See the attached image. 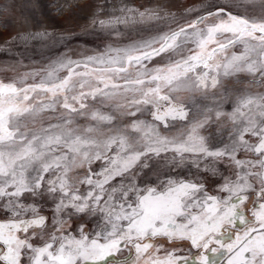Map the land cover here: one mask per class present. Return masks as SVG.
<instances>
[{
    "label": "snow or ice",
    "instance_id": "snow-or-ice-1",
    "mask_svg": "<svg viewBox=\"0 0 264 264\" xmlns=\"http://www.w3.org/2000/svg\"><path fill=\"white\" fill-rule=\"evenodd\" d=\"M17 8L0 264H264V0H105L103 47L46 55L40 0H0V28Z\"/></svg>",
    "mask_w": 264,
    "mask_h": 264
},
{
    "label": "rangeland",
    "instance_id": "rangeland-1",
    "mask_svg": "<svg viewBox=\"0 0 264 264\" xmlns=\"http://www.w3.org/2000/svg\"><path fill=\"white\" fill-rule=\"evenodd\" d=\"M17 2L20 6H24L25 4V0H17ZM126 2L130 6L135 5L137 7L141 5L147 7L161 3L168 4L174 9H182L184 5L192 3V0H126ZM40 3L44 5L43 15H40V9L35 10L36 19L39 21V24L30 20L27 27L29 29L46 28L57 38L63 37V40L59 42L50 41L49 47L42 49L44 55L48 54L49 51L54 53L66 50L70 54L73 51L76 53H91L95 49L103 47L105 41L94 33L90 27V20L96 6L105 3V0H40ZM107 3L111 4L112 0H107ZM117 3H119V0H117ZM61 7L64 9L63 12L60 11ZM29 11L31 10L29 9ZM19 15L20 8H17L10 20L13 27L9 31H3L0 28V32H2L4 37L20 29L18 21ZM8 19L7 16L0 17V24H3ZM66 44L68 47H66ZM44 55L36 56L34 58L35 63L39 64L44 58ZM7 62L9 61H0V63Z\"/></svg>",
    "mask_w": 264,
    "mask_h": 264
}]
</instances>
